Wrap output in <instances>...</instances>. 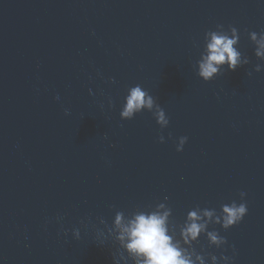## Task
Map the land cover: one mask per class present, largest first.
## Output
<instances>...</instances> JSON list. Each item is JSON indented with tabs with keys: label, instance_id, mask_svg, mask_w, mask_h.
Masks as SVG:
<instances>
[{
	"label": "water",
	"instance_id": "1",
	"mask_svg": "<svg viewBox=\"0 0 264 264\" xmlns=\"http://www.w3.org/2000/svg\"><path fill=\"white\" fill-rule=\"evenodd\" d=\"M243 191L248 212L243 220L228 230L222 227V207L234 200L241 202ZM163 205V207H161ZM170 234L177 239L187 214L192 210L214 211L213 222L208 231H218L226 238L224 250L209 242L203 235L193 246L198 252L212 253L219 257L231 256L235 246V257L231 264H264V120L224 146L222 149L184 173L157 194L127 214L125 223L140 213L169 211ZM219 218L220 222H214ZM207 220V217H204ZM121 228L116 224L88 245L68 264H136L121 242ZM181 246L191 248L181 239ZM198 264V262H197ZM205 264H213L210 256ZM224 264V262H220Z\"/></svg>",
	"mask_w": 264,
	"mask_h": 264
},
{
	"label": "clouds",
	"instance_id": "2",
	"mask_svg": "<svg viewBox=\"0 0 264 264\" xmlns=\"http://www.w3.org/2000/svg\"><path fill=\"white\" fill-rule=\"evenodd\" d=\"M235 32V29H233ZM252 39H256V34L252 33ZM236 39L222 33H211L210 42L207 45V55L199 65V75L208 81L220 72L221 65L227 64L228 71H235L241 66V54L233 47ZM259 49L256 50L258 57H264V37L258 41ZM246 62V61H245ZM264 66L257 65L255 72H261ZM251 75V73H248ZM59 99V97H57ZM151 98L145 100V92L139 87L130 89V93L126 98L124 110L121 113L123 117L132 119L135 113L139 112L144 106L151 107ZM161 114V120L163 121ZM171 138V134L169 136ZM187 137L180 138L179 146H176V151H182ZM159 142L164 143L163 137H159ZM246 193L241 191L239 197L241 202L233 201L231 204L222 207V227L224 230L238 225L248 212V205L245 199ZM163 207V205H161ZM170 210L161 213L153 211L145 214L140 213L134 219L125 223L122 214H117L115 223L121 228V236L119 239L124 243V247L128 254L136 260V264H205L206 259L210 256L213 264H231L235 257V246L232 248V255H224L223 251L219 257L212 253H205L203 250L198 252L193 246L199 241L203 235L209 242V247L215 246L217 249L224 250L227 244L225 237L221 236L218 231H208V225L213 222V217L216 215L214 211L198 210L190 211L183 225L180 228V237L186 244H191L192 247L186 248L181 246V239H177L170 234L168 227V216ZM204 217L208 219L205 220ZM214 222L219 223L217 218ZM114 264H119V259L116 255L113 257Z\"/></svg>",
	"mask_w": 264,
	"mask_h": 264
}]
</instances>
